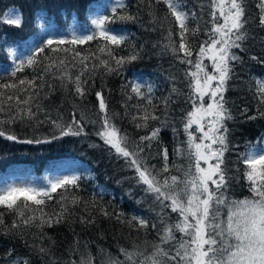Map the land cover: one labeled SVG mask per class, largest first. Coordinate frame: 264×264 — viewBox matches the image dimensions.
<instances>
[{"label":"snow or ice","instance_id":"obj_1","mask_svg":"<svg viewBox=\"0 0 264 264\" xmlns=\"http://www.w3.org/2000/svg\"><path fill=\"white\" fill-rule=\"evenodd\" d=\"M160 3L167 8L163 19L172 18L176 29L173 31L171 25L164 29L161 24L167 33L163 37V49L187 66L184 77L190 89L187 102L191 107L182 111L180 117L186 139L173 149V155L188 161L186 168L175 162L169 164L167 147H161L157 152L162 161L159 168L149 163V159L154 158L151 156L153 144H160L161 128L169 122L173 94H182L176 87L174 76L170 77L173 84L169 95L160 101L162 108L153 102L151 85L146 91L145 85L135 81L121 85L125 97L124 116L130 117L131 123L144 131L138 139L130 138L115 123L120 114L109 109L102 90L95 92L97 120H90L86 113L76 110L70 121L65 122L62 117L52 119L41 103L47 97V93L41 95L44 87L47 86L49 91L55 88L45 76L58 80L59 86L65 90L74 88L75 95L84 99L90 90L89 82L94 83L99 69L103 68L106 75L120 74L126 65L140 59V52L134 45L127 55H117V50L126 44L128 37L114 33L112 25L117 21L136 19L127 11L125 0H115L110 8L111 15L92 18L93 27L87 34L73 31L71 38L49 36L18 63H15V53L9 50L15 63L10 79H16L11 83H0V114L4 117L0 118V137L17 140L16 135L7 134L2 126L18 121L35 126L51 123L54 129L52 139L87 136L85 127L91 123L97 125L95 135L110 153L123 158L134 171L132 179L153 198L154 207L150 210L154 219L140 216L129 219L123 213H110L106 208L100 211L104 216L115 215L117 220L126 222L138 232L143 231L145 235L149 230L154 231L156 238L152 241L145 239L143 247L135 242L131 249L121 246L118 255L101 249L104 259L100 264H264V146L249 143L243 152H237L235 171L241 173L250 193L242 199L229 195L231 182L240 177L230 175L231 170L225 161V153L234 147L228 127V121L234 116L226 106L228 101L224 93L235 74L236 64L243 63V57L235 50L246 51L243 46L249 36L246 0H208L209 19L204 23L211 27L204 28L206 39L199 44L192 37L202 31L203 11L198 14L186 10L184 0H147L150 9ZM257 7L259 26L264 27V0H259ZM203 8L202 4L201 10ZM2 22L21 26L18 15H6ZM193 22L195 26H190ZM92 41H98L95 51L80 50L79 46ZM250 59L264 63V59L255 55ZM26 67L34 72L39 68L40 72L32 79L19 78L17 74ZM73 69H76L75 73ZM255 98L259 105H264V79L255 81ZM134 100L135 103H129ZM244 111L246 113L247 109ZM172 131L174 136L179 135L174 126ZM173 169L180 174H173ZM82 179L80 175H63L48 179L43 186L7 184L0 188V234L22 235L24 229L36 228L41 243L33 247L40 255H49L50 249L43 245L44 229L64 222L73 207L88 203L78 194ZM90 203L96 206L97 201L93 198ZM50 207L52 211H48ZM8 216L13 217L11 223L7 222ZM81 221L94 222L83 217ZM78 245L79 241L77 248ZM8 256L7 264H30L25 258H11V252ZM52 264L58 262L53 260ZM67 264H95V258L88 253Z\"/></svg>","mask_w":264,"mask_h":264},{"label":"trees","instance_id":"obj_2","mask_svg":"<svg viewBox=\"0 0 264 264\" xmlns=\"http://www.w3.org/2000/svg\"><path fill=\"white\" fill-rule=\"evenodd\" d=\"M114 0H0V83H11L16 78L10 79V73L15 63L31 54L43 41L48 38L47 27L53 24L58 28L69 27L74 17V26L82 31H89L93 26L91 19L99 13L111 15L109 6ZM259 0H246V16L249 18L248 39L244 42L246 51L235 50L243 57L242 64H236L235 74L228 82V90L224 93L228 101L226 105L232 112L234 119L228 121L230 140L233 149L225 153L227 167L231 170L230 175L240 177L230 184L229 195L242 199L249 196L247 182L243 180L241 173L235 171L237 152H243L246 144H260L264 146V105H259L255 98V81L264 79V63H258L250 59L255 55L264 59V27L259 26L257 7ZM127 11L136 17L135 21H117L112 25L114 33L126 35V44L117 50V55H127L135 50L140 52V59L125 66L120 74L106 75L103 68L99 69L91 81L90 90L84 99L75 95L74 88L65 90L59 86L58 80H52L50 76L45 79L55 86L49 91L45 86L41 95L47 93V97L41 103L44 110L52 119L62 117L67 122L71 120L74 110L86 113L88 119L97 120L98 101L96 91L102 90L105 99L112 112L120 115L115 123L125 130L129 137L138 139L144 131L137 129L130 121V117L124 116L125 100L121 91V85L135 79H142L145 91L148 85L154 90L153 102L160 105L163 97L169 95L173 82L170 77H176V87L182 94H173V103L170 105V118L167 126L161 128L160 144L155 142L151 150L150 164L161 166V157L157 152L161 147H167L169 151V164L173 162L177 166L187 167L188 161L178 155H173V149L186 139L183 133L180 117L182 111L190 109L187 96L190 89L184 77L187 66L180 64L170 52L163 49L165 43L163 37L167 34L162 30L170 25H175L172 18L167 21L163 18L167 14V8L163 3L154 4L150 9L147 0H125ZM204 5L201 10V5ZM208 0H184L186 10L201 13L203 20L200 21L201 33L192 37L197 44L206 39L204 28L209 19L207 7ZM19 11L21 26L3 23V18L10 10ZM155 21V22H153ZM190 26H195L194 22ZM65 36L71 38L69 30ZM98 41L89 42L79 46L84 52L87 49L95 51ZM9 50L15 53L11 60ZM74 73L76 69L72 70ZM32 68H25L18 73L19 78L32 79L38 75ZM37 83H40L37 80ZM132 101L129 103H135ZM259 108V111H258ZM245 109L247 112L245 113ZM131 111V110H130ZM255 116V119H248ZM0 118H4L0 114ZM41 119L44 116L41 115ZM173 126L179 130V135L174 136ZM7 134H14L17 140H8L0 137V175L6 176L10 171H32L43 178H36L39 185L47 181V175L55 169L67 168L83 177L78 190L79 196L88 203H81L72 208L71 215L64 222L46 227L43 245L50 249L47 256L40 255L33 245L41 243L36 228L24 229L23 234L3 235L0 234V264H7L9 252L11 258L21 257L28 259L30 264H52L55 260L58 264H67L70 260H79L81 255L91 254L95 258V264H100L104 256L100 250L104 249L113 255H118V248L123 246L131 249L133 243L141 244L145 239L152 241L156 233L149 230L147 235L143 231H136L126 222L117 220L115 215L104 216L100 209L106 208L110 213H123L125 218L140 216L154 219V213L150 210L154 207L153 198L146 195L143 186L137 185L132 179L135 176L125 163L123 158H118L110 153L104 143L95 135L97 125L87 124L85 131L87 136H66L52 139L54 129L49 122L35 126L29 122H16L2 126ZM58 135V133H56ZM23 140H40V143H22ZM91 145H98L92 147ZM30 169V170H29ZM9 171V172H8ZM173 174L179 175L175 169ZM131 193V194H129ZM102 197V199H101ZM95 198L96 206L90 201ZM54 203V202H52ZM48 211H52L50 207ZM174 215V214H173ZM94 220L92 223L81 221ZM7 222L11 223L13 217L8 216ZM77 241L79 245L77 248ZM85 245L88 247L85 248Z\"/></svg>","mask_w":264,"mask_h":264},{"label":"rangeland","instance_id":"obj_3","mask_svg":"<svg viewBox=\"0 0 264 264\" xmlns=\"http://www.w3.org/2000/svg\"><path fill=\"white\" fill-rule=\"evenodd\" d=\"M115 2V0L113 1V3ZM113 3L109 6V8H111V6L113 5ZM6 15H9V16H20L21 18V15L19 13V11H15V10H10ZM5 15V16H6ZM100 15H104L102 12L98 14V16ZM72 24L69 25V27H65V28H58V27H55L53 24L49 25L47 27V33H48V37L49 36H53V37H57V36H65L66 32L63 30H69L70 33H72L73 31H75L77 34H87L88 31H82L80 30L78 27L74 26L73 23L76 22V19L73 17L70 21ZM13 52V50H12ZM11 60H13V57L11 56ZM206 63H209L206 61ZM209 71H211V68H209ZM143 81L142 79H135V82H138V83H141L143 84ZM30 170V169H29ZM77 175L76 172H72V171H69L67 168H60V169H55L53 172H51L50 174L47 175V179H50V178H54V177H57V176H63V175ZM36 178H43V177H39L38 175L34 174L32 171H27V169L25 171H21V170H18V171H10L9 173L6 174V176H2L0 175V188L6 186L7 184H33L35 186H43L47 183L44 182L43 184L39 185V182L38 180H34V177Z\"/></svg>","mask_w":264,"mask_h":264}]
</instances>
